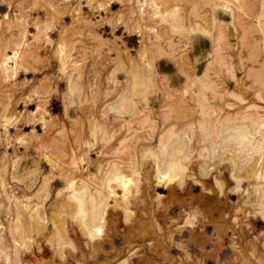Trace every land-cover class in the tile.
Wrapping results in <instances>:
<instances>
[{
	"label": "rangeland",
	"instance_id": "374dc122",
	"mask_svg": "<svg viewBox=\"0 0 264 264\" xmlns=\"http://www.w3.org/2000/svg\"><path fill=\"white\" fill-rule=\"evenodd\" d=\"M165 1L0 0V44H4L14 30L17 31L18 27L14 23L19 22L25 25L24 37L30 42L33 54L31 59L28 55L26 58L19 57L13 63L17 67L10 66L14 70L3 73L6 76L0 73V264H58L57 255L52 250L56 244L49 245L48 240L45 241L53 231V225L48 219L41 231L31 234L33 243L30 249H24L28 246L26 240L17 243L20 255L14 259L16 231L12 226L17 220L14 217L22 224L28 220L29 207L25 208L23 203L30 204L37 199L35 194L42 192L36 191H39L44 175L49 176V189L43 212L45 215L49 214L53 203L65 192L64 188L56 196L57 190L69 176L63 174L60 165L68 169L67 173L76 169L70 163L71 153L75 154L77 161H82H78L79 169L83 168L82 175L87 176L94 172L97 165L105 167L106 162L117 159L115 149L120 146L122 149L130 148L134 139H137L139 147L135 155L140 166L139 185L141 189H146L145 199L135 201V211L139 216L142 215L141 207L146 202L150 204L151 210L171 206L174 215L177 212L181 214L171 223L175 237L177 233H210L218 224L225 227L224 239L220 240L221 251H217L219 257L205 256L202 262L197 258L198 264H216L217 259L225 261V264H264V211L257 212L259 209L251 206L256 203L253 192L255 182L247 185L248 193H242L243 187L235 186L230 153H220V135H213L209 141L213 142L209 147L213 150L215 148L213 152L205 149L207 142L203 140L202 120L199 118L200 111L206 108L208 102L216 103L222 115L227 112L235 116L239 112L253 111L264 115V81L261 83L253 80V73L259 66L257 62L264 60V45L262 49L259 46L260 39L264 38V0ZM172 5H177V13L183 21L177 27L168 23V10ZM43 21L47 25L44 30L46 35L40 31L38 39H30L31 34L36 31L35 23H44ZM196 23L205 28L207 33L196 28L190 32L185 31L184 26H196ZM65 38L71 44L70 57L60 59L56 49L58 43L62 39L65 41ZM98 39L102 40V44L98 45ZM218 40L219 53L216 56L220 55V59L215 60L213 54ZM146 47L147 53L144 52ZM25 60L30 63H27V68L22 69ZM74 60L79 63L77 68L72 65ZM1 63L2 60L0 65ZM207 65L206 72L212 80V89L208 99H201L202 88L200 89L198 77L205 78L202 73ZM70 74V80H66V76ZM193 74L199 75L195 83L190 80ZM79 85L86 90L80 93L84 87L80 88ZM129 87H134L131 93ZM112 88L115 91L117 88L125 89V96L122 98L126 101L121 99L124 110L127 109V101L130 103L131 99H136L139 115L144 110H150L151 116L136 119L135 115L134 122L139 119L140 122H135L133 129L129 128L130 125L127 126V123L131 124V117L126 112L119 118L112 117L113 112L105 108L109 97L102 95L103 90ZM68 89H71V94ZM195 93L200 98L196 103ZM163 109L169 110L166 118L158 115ZM35 111L36 115H33ZM47 115L54 121L50 123L53 126L45 128L41 121ZM88 119L97 121L93 125V136L90 135ZM108 119H111L113 125L109 121L105 122ZM116 119L119 120L118 123L127 121L124 126L121 125L119 133V138L126 137L124 144L118 143L119 138L110 130L115 127L113 121ZM213 125L216 126L215 122ZM79 127L83 128L81 137L85 140L84 143L80 137L77 139ZM114 127L112 129L115 132ZM102 131L107 133L105 137L101 135ZM171 132H184V138L189 140L187 148H191L184 176L187 172L191 175L184 177L182 187L187 190L186 197L183 198L192 197L194 202L192 207L186 209L171 204L168 198L169 186L174 184L178 187V179H168L167 185L157 183L151 160H139L144 155L143 147L154 144V148L162 133ZM148 142L150 143L147 145L143 144ZM46 146L49 148L46 149ZM71 148L74 149L73 152ZM85 165L91 167L87 169L84 168ZM144 172L150 180H146ZM77 176L79 175H75L74 179ZM74 186H77V182ZM40 195L42 198V193ZM88 203L86 198L82 208L77 204L76 211L67 210L66 215L59 210L56 215L59 219L65 215L64 219L69 221L67 223L70 227H78L83 215L81 213H86L81 210H88ZM15 208L20 217H16ZM108 215L118 218L117 229L120 234L124 233L128 223L124 221L121 211L112 213V210H107L105 220ZM189 218L194 220L193 225L186 223ZM154 219L159 223L160 215ZM160 223L164 226L170 224L166 220H160ZM105 229L106 222L95 230L96 236L103 235ZM154 243L153 239L143 242L145 247H151ZM24 244L27 246L23 247ZM66 247L67 250H72L68 246L64 248ZM132 247L128 250H132L133 255L129 256V251H126L118 260L112 259L108 264H124L120 259L125 260L127 257L130 264H137L136 260L130 259L136 256L134 252L140 254L142 248L137 245ZM188 247L187 253L201 252L192 243ZM209 247V244L206 245V249ZM171 248V255H179L180 246L172 245ZM67 263L72 264L70 259H67L65 264ZM163 264L173 262L167 260Z\"/></svg>",
	"mask_w": 264,
	"mask_h": 264
},
{
	"label": "bare ground",
	"instance_id": "6f19581e",
	"mask_svg": "<svg viewBox=\"0 0 264 264\" xmlns=\"http://www.w3.org/2000/svg\"><path fill=\"white\" fill-rule=\"evenodd\" d=\"M165 2L167 3V0ZM178 10L179 8L177 7V5H172L170 9L168 10L169 12L168 23L173 27L175 26L177 27L178 26L177 24H181V25L183 24V21L180 15L177 13ZM39 22H42V20H40ZM25 23L27 22L25 21ZM45 23L46 22L40 23V24L35 23L36 31L33 32L31 34V37L29 38L38 39L39 38L38 32L40 31H43L45 34L44 30L47 27ZM14 25L18 27L17 31L14 30L11 37H8V39L6 40L4 44L2 43L0 44V60H2V63H3V64L1 63L0 65V66L3 65L2 67H0V73L2 74L6 72L9 73L11 70H14L13 67H10V66H14L15 64L13 63H16V60H18L19 57L21 58V56L22 57L24 56L26 58L29 56V58L30 57L32 58L33 56L31 48H30V42H27L26 38L24 37L25 36V25L19 22L14 23ZM184 27L186 29L185 31H189V32L193 31L195 28L198 30L203 29L204 31H206L205 28L198 26L197 23H196V26L189 25V27L187 26H184ZM33 28H34V24H33ZM98 40H99L98 45L102 44V40L101 39H98ZM219 42L220 40H218V44H216L215 46V50H214L215 53L212 51L214 53L212 54L215 60L220 59V55L216 56L217 53H219L218 52ZM65 44H67V46H65ZM263 45H264V38H261L259 41V46H261L260 49H262ZM70 49H71V44L67 43V39L65 41H63L62 39V42L60 41V43H58V46L56 49L57 54L59 52L58 58L60 59L62 57L65 58V56L67 58L70 57V54H69ZM61 51L64 52V53L62 52L63 55H61L62 54L60 53ZM144 52L146 53L148 52L147 47H146V50L144 48ZM252 61L254 60L252 59ZM25 62L26 63L24 64L23 62L21 63V65L23 64L22 65L23 67H21L20 65L22 69L27 68V63H30V62H27L26 60ZM72 62H73L72 65L74 66V68H77L79 65L77 60H74ZM136 64H138V62H136ZM257 65H259L258 67H256V69L258 68V70H255V72L253 73V76H254L253 80L255 82L258 81V82L263 83L264 81V60L261 62L258 61ZM191 67L192 65H190V68ZM207 68H208V65L205 67V70L202 73L203 75H205L204 79H201L200 77H198L199 75L197 74H193L192 77L190 78L191 83H195L198 77V81L201 84L200 89L202 88V93L200 92L201 99H204V98L208 99L210 90L212 89V80L209 78L206 72ZM191 73L193 72L191 71ZM71 75L72 74L67 75L68 77L66 76L67 78L66 80H70ZM2 76H6V74H3ZM74 83H72V85ZM81 87H84V86H80V88ZM71 89L73 90V88ZM71 89H68L70 94L72 93L70 91ZM132 89H134V87H129L130 93L132 92ZM75 90L76 89L74 87V91ZM84 90H86L85 87L83 89L81 88L79 92L82 93ZM124 92H125V89H122V88L121 89L117 88L116 91L113 88L105 90V91L103 90L102 95L109 97V100L107 101L105 108L108 111L113 112L112 117L114 118H119L120 116L123 115V113L126 112L129 115V117H131V119L129 120V122L131 121V124L127 123V126L130 125L129 128L132 127L133 129V126H135L134 123L140 122V119L139 121L135 120L134 122L133 119H135V115L137 116L136 119H138V117L145 118L146 116H151L150 115L151 111L144 110L142 114L139 115L140 111L137 107L138 106L137 101L136 99H131V98H130L131 99L130 103H128V101H127L128 104L126 103L127 106L129 105V107L125 106L127 109L124 110V108H122V105H121L122 104L121 99H123L122 101L124 102L126 101L124 100V98H122L125 96ZM197 92L198 91H196V93ZM196 93H195V96H196L195 103L197 99L199 98V97L197 98ZM66 98H69V97H66ZM238 98L237 100L240 99ZM191 99H192V94H191ZM199 101H200V98L198 102ZM207 104L208 105H206V108L204 107L205 109L204 110L202 109L200 111V116H199V118L202 120L200 121L202 124L203 140L207 142V144L205 145V149L208 152H210V150H212L211 152H213L215 148L214 150L212 148L209 149L211 143L213 142L211 141L209 143V141L212 139L213 135H220V141L218 143V145H220V148H221L220 153L221 154L230 153V159L232 162V177L235 180V186L243 187L244 190L242 191V193L243 192L246 193L247 185L255 182V184L253 185V192H255L254 203L255 202L256 203L253 204L255 205V207L253 205L251 206L254 209H259L257 212L264 211V164H263L264 162V115H259L256 111H253L251 113L239 112V113H236L235 116H231L230 113L225 112V114L222 115L221 114L222 111L220 113V108L219 106H216V103L208 102ZM41 106L39 107L42 108ZM120 107L122 109L119 110ZM168 111L169 110L167 109L165 110L163 109L159 112L158 115L163 116V118L164 117L166 118L168 115L167 113ZM38 112L39 110L37 111V113ZM33 115H36V111H35V114L33 113ZM42 118H45V117L43 116ZM47 118L45 120L42 119L41 121V125L43 124L42 127L45 126L46 128V126L49 127L53 124V123L52 124L50 123L54 121V119L49 115H47ZM192 119L193 118H191V120ZM108 121L111 122V119H108L105 122H108ZM113 122L114 124H116L115 127L113 126L115 128V132L113 131L114 129H112L113 127L110 130L112 131L113 134L116 135V138H119V136L121 135L119 134L121 133L120 127L121 125L124 126L125 125L124 123H126L127 121L118 123L119 120L116 119ZM183 122L184 120L181 121V124ZM214 122L216 126L213 125ZM88 123L91 126L89 128L90 135L93 136L95 133L93 131V128H94L93 125L94 124L96 125L97 121L88 119ZM108 123H105V124H108ZM212 125H213L214 130L212 129ZM77 132H78L77 139L79 137L82 139L81 136H83V128L79 127V130ZM101 135L105 137L107 133L102 131ZM183 135H184V132L177 133V134L174 132L166 133V134L162 133L158 137V140L155 144L156 146L154 148H153L154 144L143 147L144 151H142V153H144V155L140 156L139 160L140 161L141 159L146 160L147 158L151 160V162L154 164V176L156 177L157 183L166 184V182H168L172 177H176L178 179L177 181L178 187H175L174 184L169 186L168 198L170 199L171 204L177 205V207L179 208L182 206L184 207V209H186V208H190L193 206L194 198L192 197H189L187 199L183 198L187 192L186 188L182 187V185L184 184L183 179L185 176L191 175L187 172L186 175L184 176V173L188 169L187 162L190 161L189 154H190L191 148H187L188 146L187 142L189 140L184 138ZM62 139L60 141H62ZM82 140L84 143L85 140L84 139ZM136 140L137 139L133 140L132 146L130 148L122 149L120 148L121 147L120 146L119 149H115L117 159H114L111 162L110 161L106 162L105 167L101 165H97L94 172L88 173L87 176H83L84 175L82 172L83 168L79 169L78 161H81V160L78 159L77 161L75 154L71 153L70 163L73 164L74 168L76 169L75 170L71 169L70 172L67 173L68 169L67 168L65 169L64 165H60L61 170L64 171L63 174L69 175V176H68V179L65 178V183H63L60 186V189L57 190L58 192H56V196H57V193H62L63 192L62 189L64 188H65V192L62 193V195L59 197L58 200L56 199L55 203H53V205L51 206L52 209L50 210L48 215H45L43 211L45 210L44 200L48 196L47 191L49 188H48L47 182H48L49 176L44 175L42 179V184H40V187H39V191H36L37 193L42 191L41 192L42 198L40 195L41 193H38L37 195L35 194L37 198L35 201L31 202L30 204L29 202L23 203L25 205V208L26 206L27 208L29 207L28 208L29 209L28 220L22 224L18 218L14 217V219H17L14 221V224L12 226L14 227V230L16 231V236H14V240H15L14 259H17L18 256L20 255V247H19V244L17 243H19V241L21 240H26V243L28 244V246L24 244L23 247L27 246V248L24 247V249H27V250L30 249V245L33 243L32 242L33 237L31 234H36L39 231H41L45 227L47 219L50 220V222L52 223L53 231H51L50 236H48V238H46L45 241L48 240L49 245L56 244L54 245L55 249H52V250L54 251V254L57 255V258L59 260L58 264H65L67 259L68 260L70 259V263L72 262V264H108L112 261V259L113 260L115 259V261L116 259L118 260V257L123 255L126 251L128 252L129 251L128 249H130L133 245H137L142 248L140 250V254H137L134 252V255L136 256L132 257L133 259H130L131 261L136 260L137 264H163L167 260L173 262V264H198L197 258L199 259L200 262H202L205 256L217 255V258H218L219 254L217 251H221L220 240L224 239L223 237L225 233L224 231L225 227L222 228L221 224L215 225L210 233L206 231L199 232V233L189 232L186 235L184 234L178 235L177 233V237H175L172 234V229H171L172 224L171 223H173V219L179 218L181 214L180 212H177L174 215V212L171 211L172 210L171 206L170 208L166 207V208H160L158 210L157 209L151 210L150 204L146 202L141 207L143 208V211H142L143 213H141L142 214L141 216H139V214L135 211L137 208V204L135 201L139 199H145L146 197V189L144 190L141 189L139 185L140 183L139 171L140 170H138V167L140 166H138L136 162L137 159L135 160V157H136L135 155H137V151L139 147L137 146ZM125 141H126V137L121 136L117 142L118 143L121 142L122 144H124ZM149 143L150 142L143 143V144L147 145ZM45 148L48 149L49 147L46 146ZM180 149L182 150L178 152V150ZM73 150L74 149L71 148L72 152ZM177 152L180 153V155H178ZM62 155H65V154L62 153ZM242 155L244 156L240 158ZM87 165H90V163L89 164L87 163ZM87 165H85L84 168L87 167L88 169L89 166ZM74 172H77V173L75 174ZM144 173H145L144 175L146 176V180H148L149 179L148 174L146 172ZM75 175H79V176H77V178L74 179ZM75 182H77L76 187L74 186ZM149 184L150 183L148 182L147 185ZM220 192H222L221 184H220ZM223 194H224V191H223ZM140 195L141 197H139ZM86 198H88L89 208L88 210H81L86 213L85 214L81 213L83 215H82L81 221L78 224V227H75V228L70 227L67 223L69 221L67 220L66 222V220L64 219L65 215L64 216L62 215L63 218L61 217V219H59V217L56 215V213L59 210H61V212L66 213V215L68 214L67 210L71 209L70 211L73 212L75 209L76 211L77 207L75 208V206H77V204H79V207L82 208V206L85 203ZM252 208L250 210H252ZM15 209H16L15 214L17 217L19 216L17 213L18 209L17 208ZM107 210H112V213H118L119 211H121V215H123L124 221L128 223L125 226L124 233L120 234L119 230L117 229V222H118L117 217L108 215V219L105 220L104 216L106 215ZM81 211L78 210L79 213ZM191 214H194V213H191ZM157 215H160V219H158L159 223L156 222L154 219V217L157 218ZM59 216H60V212H59ZM160 220L161 222L166 220L168 223H170L169 226H164L163 224L160 223ZM193 221L194 220L189 218L186 221V223L193 225L192 224ZM105 222H106V229L104 231V234L101 236L100 235L96 236L95 230H98L99 228H101L103 226V223ZM117 237H119V239H117ZM151 239L155 240V243L152 244L151 247H145L143 242L149 241ZM190 243L194 244L199 249H201V252L195 253V254L187 253L186 250H188L189 248L188 246ZM208 244L210 245V247L206 249V245ZM172 245L180 246V248L178 249L179 255L175 256V255L170 254L172 250L171 248ZM51 246H50V249H51ZM65 246L70 247V249L72 250H67V247L64 248ZM131 249H133V247ZM131 251L128 252L129 256L133 255ZM127 259L125 260L120 259V261H123L124 264H130L127 261ZM225 263L226 262L222 261L221 259H217V262H216V264H225Z\"/></svg>",
	"mask_w": 264,
	"mask_h": 264
}]
</instances>
